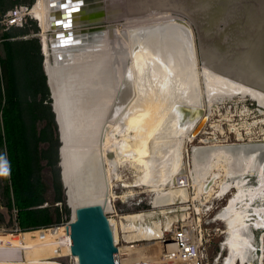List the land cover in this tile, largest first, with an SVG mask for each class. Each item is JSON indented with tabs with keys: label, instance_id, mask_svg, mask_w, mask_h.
Returning a JSON list of instances; mask_svg holds the SVG:
<instances>
[{
	"label": "bare ground",
	"instance_id": "6f19581e",
	"mask_svg": "<svg viewBox=\"0 0 264 264\" xmlns=\"http://www.w3.org/2000/svg\"><path fill=\"white\" fill-rule=\"evenodd\" d=\"M35 1L34 7L31 10L29 8V11L32 17L38 21L42 30L40 34L42 53L46 55V59L52 56L53 61H58L56 59L57 53L60 52L59 55L63 56V60L72 65L65 70H56V62L53 65H46L58 126L64 141L61 148L63 157L61 165L64 167L62 176L65 188H68L69 207L72 209L70 221L75 218V209L81 203L99 202L105 204L106 211L112 209V200L117 195L110 189L111 180L107 181V193H105V178L110 176V172H112L114 179L118 180L120 175L117 173V167L129 168L133 175V180L123 186L137 187L139 185L150 190V192H156L158 198L164 196L160 200H155V205L163 204V202L170 203L176 196L183 197L182 200L187 199L178 183L181 179L182 170L185 169L186 174L183 176H186L192 167L193 174L191 175L196 191L194 190L195 197L191 198L194 200L203 194L207 198L214 194L217 196L224 195L230 188L236 189V194L228 202L227 207L218 213V218L225 220L228 228V238L225 242L228 248V257L224 264H235L237 259H240V264H243L246 259V247L251 242L250 238L252 237L250 227H264V207H254L252 212H248L250 202L254 197L258 195L264 197V142L226 146L215 140H203L204 145L195 147V149L191 148L188 167L184 166L182 153L185 144L194 139L192 137L193 131L204 113L202 103H207L213 96H247L256 102L260 112L264 110V23L258 25L260 30L257 35L254 36L253 34V37L251 35V37L241 39L238 48L235 49H230L231 44L229 42L231 39L226 44L227 36H223L225 44L218 46L217 51H209L208 46L203 42L202 67L195 69L197 57H195L191 28L187 21L177 16L168 15L166 11L156 13L157 15L160 14L158 17L166 24L142 29H136V27L130 30L127 42L128 51L125 52L116 38L112 42L106 41L104 43L91 42V38H88L87 35L82 38L81 33H75L73 30L77 22H73L75 25L70 27L55 25L54 20L57 17L50 12L53 9L57 10V7L55 8L56 0L53 2L50 0ZM73 9L76 10H61V15L72 17L73 20L79 22L81 19L95 21L98 18L93 11L88 13L87 10L86 13L83 8L79 9L76 5ZM261 13L264 19V9H261ZM49 29L50 36L45 35L46 38H43L45 34L43 31ZM64 31H67L66 33L71 31L74 37L79 38L78 40L82 38L84 43H71L63 47L60 45L57 48L51 47L50 42L54 39L53 36L64 33ZM187 50L190 52L184 54V57H180V53L183 51L186 53ZM69 56H73L72 59H69ZM180 61L186 63L187 68L184 67L185 65L181 67L182 69L175 68L174 63ZM69 71L70 74H68ZM62 75H68L70 78L72 76L76 86L70 90V87L62 84L60 80ZM199 81L204 84L202 95ZM147 82L151 84V90L153 87L160 88L161 92L164 93L161 100L157 101L154 106L151 103L152 96L146 101L142 97ZM189 90H192L193 93L192 100L189 101L191 103L182 113H177L176 105L174 106L175 98H172L174 91L179 92L181 98L184 97V101L187 103L186 99L189 100V98L186 93ZM73 95L83 106L81 111L84 112L87 119L84 129L92 137L89 157L93 162L92 166L99 175L96 178L99 188L98 194L88 199H79L71 190L70 165L73 155L70 154L67 137H65V125L70 115L65 99L68 101V98H72ZM69 102L72 103L70 100ZM110 108H114L113 112L116 113L111 114V117L106 119L104 118L105 115L110 113H106V111ZM122 109H125L124 114L122 113L123 115L118 120L115 118L117 122L115 120L113 122L112 119ZM175 111L176 114H174ZM128 114H132L136 125L132 127L129 125L128 135H126V132L122 133L121 127L123 128L124 117ZM102 116L103 118H101ZM104 123L106 126H103L104 129L101 131ZM107 124L112 127L110 132ZM98 131L101 139L98 136L97 139L95 137ZM107 133L109 134L107 135ZM109 135L111 136L110 139L108 138ZM238 138L241 140V137ZM100 141H103L102 144ZM98 144L102 146V150ZM109 152L112 157L108 156ZM194 154H198L201 163L194 160L192 165ZM208 158L212 161H208ZM206 160L208 162H205ZM103 168L105 173H103ZM246 170L257 172V176L260 178L259 185L250 186L248 184L246 178L243 177ZM206 181L209 184L203 188ZM165 190L167 192H163ZM246 196L248 201L245 202V207L238 206L241 198H246ZM195 210L199 209L196 208ZM184 216V214L180 215L182 219H185ZM129 219L131 217H126V220ZM175 222L174 220L166 224V231L170 232L175 227ZM110 223L114 241H116L117 225L114 221H110ZM133 225L126 227L121 224L124 232H130L127 236L125 235L129 242L158 238L163 234L157 224L155 227H150V230L137 228ZM55 228V235L58 237L68 233L67 223L55 226ZM131 231L133 232L131 233ZM3 234L9 233H2L0 237ZM19 239L16 237L10 242L18 249ZM153 245V243L145 246L135 245L133 251H128L129 246L120 247V255H117L118 263L150 264L158 258L159 254L158 248ZM131 252L133 255L126 260L124 255ZM21 253L23 261L24 253L22 250ZM71 257L77 261L75 256L72 255ZM18 262L20 261L17 260L13 263ZM75 263L77 264V262Z\"/></svg>",
	"mask_w": 264,
	"mask_h": 264
},
{
	"label": "rangeland",
	"instance_id": "374dc122",
	"mask_svg": "<svg viewBox=\"0 0 264 264\" xmlns=\"http://www.w3.org/2000/svg\"><path fill=\"white\" fill-rule=\"evenodd\" d=\"M82 1V7L84 11H86V13L88 11V13H91L93 11L95 12L94 14H96L98 18H96L95 21L81 19L80 23L74 27V32L81 33L84 37L87 35L88 38H91V42H112L116 38L118 39L120 45H122V48L125 50V52L128 51L127 42L130 30L135 29L136 27V29H142L145 27L148 28L150 26H159L164 23L166 24V22H164L163 20L161 21L160 17H158L160 14L157 15L153 12L145 14L144 11H141V15L138 19H135L136 21L134 19L131 20V18H133L134 16L132 15V13H120L119 15L116 14L110 17L109 15H107L106 11L108 7L111 6V4L113 3V0ZM35 2V0H0V14H3L5 11H7L14 5H25L31 10V8L34 7ZM123 12H126L125 9H123ZM147 14H149V17L145 18L144 16H146ZM173 14H177L178 18L181 16L184 21H187L189 23L191 33L193 31L196 48L195 57L197 58L195 60V64H197V66L194 65V67L195 69H197V67L201 68L202 62L199 53L198 35L194 23L187 17V15L181 12L176 11ZM156 18L159 20H157ZM222 26L223 24L219 23V27ZM49 31L50 29L43 31L45 33L43 38H46L45 35L50 36ZM5 33L8 35H12L7 40L11 41L12 43L11 51L14 55L15 63L17 66L18 81L21 86L23 97L25 96L28 100H31L33 99V97H35L36 101L42 100L43 103L47 102V104H50V90L47 84V75L45 73V67L46 65H53L54 61L52 56H49L46 59V55H44L41 51L42 39H40V34L42 33V30L38 25V21H36L29 13V15L26 16L22 27H12L7 31L2 32V36H5ZM4 41L5 40H3L0 44V105L3 102V94L5 92V74L4 66L2 63V59L4 57ZM187 49L189 50V48ZM188 50L186 51V53L185 51H183L184 53L182 52L183 54L180 53V57H184V54H188L190 52ZM178 63H174L175 68L182 69L181 67H183L184 65L185 68H187L186 66H188L186 63H183V61H180ZM42 74L45 77L44 81L42 80ZM27 80H29L30 83L27 82ZM150 85L151 84L147 82V85L144 87L142 97L146 101L152 96L151 103L152 106H154L157 101L161 100V96H163L164 93L161 92L160 88L153 87V89L151 90ZM199 85L201 89L202 86H204V84H201L200 81ZM179 88L182 89L181 87ZM46 91L47 96H44V94H46ZM202 93L203 89L201 90V95ZM192 94V90H189L186 93L187 97L189 98V100L186 99V103L184 101V97L182 99L180 93L174 91L172 98H175L174 106L176 105V110L178 111L177 113H182L183 110H185V108L187 107V105L191 103L189 101L192 100ZM203 100H205L204 97ZM202 107L204 111H209V117L205 125L203 126L201 132L192 140V142H188L185 144L183 149L184 152L182 153V160L184 162V166L186 165V167H188V164L190 162L191 148L195 149V147H201L202 145H204L203 140H215L216 142H219L220 144L226 146L236 145L240 143L264 142V110L260 112L258 106L256 105V102H254L247 96H213L211 100H209L207 103H202ZM113 109L114 108L107 109L108 111H106V113H110L105 115L104 118L109 119L111 117V114H115L116 112H113ZM124 110L122 109L121 111H119L115 115L114 119H112V121L114 122L115 118L116 120H118V118L124 114ZM174 114H176V111L174 112ZM28 116L29 128L33 132V134L31 135V140L33 143L35 142V144L32 145V156L34 159L33 161L35 166V174L40 178V180L45 181L48 185L47 190L43 194V198L45 199V201L38 207L49 208L52 213L53 206L58 205L60 223L51 225L55 227L54 225L67 223V221H70L72 217V210L70 207L68 208L65 201H56V198L58 196L61 195V197H64V188L60 180V167L57 161L59 160L58 148L61 144L58 137V128L56 123L53 122V126L51 124L49 129L46 130V136H44L41 133V130L46 123L45 120H42L43 117H46L45 114L40 113L38 110H33L28 113ZM101 118H103V116ZM123 124L124 125L123 128L121 127V131L123 130L122 133L126 132L125 134L128 135L129 125L130 127L136 125L132 118V114H128L124 117ZM107 125H109L108 131L110 132L112 127H110V124ZM103 126L105 127L106 124L104 123V125H102L100 129L101 131L104 129ZM108 134L109 133H107V135ZM43 136L47 137V139H42L41 137ZM97 136L99 138L101 136L99 131L95 135L96 139L98 138ZM110 137L111 136L109 135L108 138L110 139ZM238 137H241L242 141L238 142ZM103 141H100L101 144ZM99 144L98 147L100 148V150H102L103 148L102 146H100L101 144ZM112 148L114 147L112 146ZM194 160L197 161V163H201V161H199L200 158L198 157V154H194L192 165L195 162ZM207 160L212 161V159L209 158ZM207 160L205 162H208ZM104 164L106 166V163ZM62 168L64 170V167ZM129 170L130 169L126 167H117V173L120 175V178L118 179L119 181L114 179V173L112 172H110L111 174L108 177H106L107 173L105 175L107 181L111 180V191L115 195H117V197L112 200V209L108 211L105 210L109 220L114 221L117 225V238L115 241L117 246L122 247L124 245L129 244V241H127L125 235L127 236L128 234H130V232H124L121 224L125 225L126 227L134 224L135 227L141 229L143 228L144 230H150L153 226L155 227V224H157L159 225L160 230L163 231L162 235H169L170 232L166 231L165 225L175 220V225L186 222L200 226L203 247L206 253V262L208 264H224L225 259L228 257V248L225 245V242L228 238V228L227 222L221 218H218V213L224 210L227 207L228 202L234 197V195L236 194L235 188H230V190L224 195L217 196L214 194L205 198V195L203 194L200 195V198L194 200L191 197H195L194 195L196 190L194 189L193 185V178L191 175L193 174V172L191 167L190 173L188 175L180 176L181 179L188 177V180L191 184L190 188L182 187V190L184 191L183 193L186 194L187 199L182 200L183 197L176 196L172 199V202L170 203L163 202V204L155 205V200H160L164 196L158 198V194L156 192H150V190H147L145 187L139 185L137 187L123 186L125 183H130L133 180L132 172L131 170ZM250 172L251 171L246 170L243 173V177L246 178L250 186L259 185L260 178L259 176H257V172ZM7 174L8 167L5 148L4 146H1L0 228L7 230V232H11V229L14 227L15 223L16 210L13 208H9L7 205L8 197L5 195L4 192V188L7 185V181L5 180L4 176ZM163 192H167V190ZM158 193L161 194V192ZM243 198L244 197L241 198V201L239 202L238 206H244L245 202L248 201L247 196L246 198ZM261 206L264 207V197L262 195H258L254 197L253 200L250 202L248 212H252L254 207ZM196 208H198L199 210H195ZM182 214L185 215V219H182L180 217V215ZM128 216L131 217V219L126 220V217ZM252 219H254V216H252ZM257 227H250V232L252 233V235H250L252 237L250 238L251 242L246 247V259L243 264H264V242L263 240L261 241L259 239L260 235L264 232V227ZM42 230H44L48 235L52 229L46 228ZM132 232L133 231H131V233ZM20 234L21 233L3 234L1 239L9 241L10 243L14 238L18 237ZM153 239L155 238L149 240L140 239L136 240L134 243H138L137 245L139 246H145L146 244L152 243L151 241H153ZM153 246L156 248L155 244ZM61 253H63V255L57 259L59 263L76 264L75 259L71 257L72 255L70 256L64 251H61ZM239 260L240 259H237V263L235 264H240Z\"/></svg>",
	"mask_w": 264,
	"mask_h": 264
},
{
	"label": "water",
	"instance_id": "95a60500",
	"mask_svg": "<svg viewBox=\"0 0 264 264\" xmlns=\"http://www.w3.org/2000/svg\"><path fill=\"white\" fill-rule=\"evenodd\" d=\"M50 1L53 2L54 0ZM73 4L79 9L83 8L82 0H56L55 8L57 7L59 11L53 9V11L50 12V14L56 15L57 17V19L54 20L55 25L70 27L71 25H75L73 22H77L76 25L80 23L78 20H73L72 17H64L61 15L63 10H76L73 9ZM123 9H125L126 12H123ZM261 9H264V0H113V3L108 7L106 13L110 17L116 14L119 15L120 13H132L134 16L131 20L138 19L141 15V11H144L145 14L152 12L156 14L161 11H166L168 15L173 16H177V14H173L177 11L187 15L194 23L197 30L199 53L202 62L203 42L208 46L209 51H217L218 46L225 44L223 36H227L228 40L226 44L229 39H231V42H229V44H231L230 49H235L238 48L241 39L246 38L249 34L250 37L252 34H254V36L257 35L260 30V26L258 25L264 23ZM148 15L149 14L144 17L147 18L149 17ZM179 18H181V16ZM219 23H222L223 26L219 27ZM66 32L67 31H64V33H59L54 36L52 34L54 39L50 42V46L57 48L60 47V45L63 47L71 43H84L82 39L84 37L83 35H81L82 38L78 40L79 38L74 37L71 31L68 33ZM192 37L195 46L193 31ZM59 53L60 52L57 53L58 55L56 58L58 61H54L57 65L56 70H65L72 66L67 64V62L63 60V56L59 55ZM72 57L69 56V59H72ZM45 73L48 75L46 67ZM68 74H70V71ZM73 79L72 76L70 78L68 75H62L60 78L62 84L70 87V90L76 86ZM47 84L50 90V105L54 113V120L58 128V137L61 143L58 148L60 180L64 188V200L69 207L68 188H65L63 182V169L61 165L63 161L61 148L64 141L58 126L57 114L54 107V97L51 93L48 78ZM69 100L72 101V103L69 102ZM65 103H67L66 106L70 111V115L66 122L67 126L65 125V137H67L70 154L73 155V158H71L72 164L70 165L71 190L79 199H88L98 194L99 190L97 186L98 182H96L98 173H96V170L92 166L93 162H91L89 157L92 137L90 133L88 135L85 132L84 128L87 119L84 112L82 113L81 111L83 106L77 101L76 96L73 95L72 98H68V101L65 99ZM208 117L209 111H204L202 118L193 131V138L201 132ZM108 156L112 157V154L109 152ZM104 171L103 168V173H105ZM184 173H186L185 169L182 170L180 175ZM208 184L207 181L204 182L203 188H206ZM105 187V193H107L106 178ZM67 230L70 236V251L71 254L77 258V264H119L117 256L118 248L114 241L113 229L106 215L104 203L79 204L75 209V218L71 221H67Z\"/></svg>",
	"mask_w": 264,
	"mask_h": 264
},
{
	"label": "trees",
	"instance_id": "16d2710c",
	"mask_svg": "<svg viewBox=\"0 0 264 264\" xmlns=\"http://www.w3.org/2000/svg\"><path fill=\"white\" fill-rule=\"evenodd\" d=\"M11 36L5 33L3 37L8 39ZM7 39L4 41V57L2 59L5 92L3 94L4 101L0 105V147L4 146L5 148L8 167V174L4 176L7 181L4 192L8 197V207L16 210L15 221L22 230L19 238L21 250L24 253L23 261L13 264L27 261H30L27 264H61L57 261L63 255L61 251L71 256L69 236L68 233L61 237L56 236V228L51 226L60 223L58 205L53 206L52 213L49 208L38 207L45 201L43 194L48 185L35 174L32 156V145L35 142L33 143L31 140L33 132L28 124L30 111L38 110L40 113H44L46 117H43L42 120H45L46 123L41 133L46 136V130L55 122L54 113L51 105L47 102L36 101L35 97L31 100L23 97L18 81L17 66L11 51L12 43ZM41 76L44 81V75ZM27 82L30 83L29 80ZM44 96H47V91ZM44 136L41 138L47 139ZM56 201L63 202L65 200L60 195ZM60 225L63 223L54 226ZM46 228L52 229L48 235L42 230Z\"/></svg>",
	"mask_w": 264,
	"mask_h": 264
},
{
	"label": "built area",
	"instance_id": "2783aa9c",
	"mask_svg": "<svg viewBox=\"0 0 264 264\" xmlns=\"http://www.w3.org/2000/svg\"><path fill=\"white\" fill-rule=\"evenodd\" d=\"M29 13L30 11L27 6L14 5L3 14H0V44L3 40L7 39L1 35L2 32L7 31L12 27H22L24 20ZM185 174L186 173L181 174V176ZM188 179L189 178L179 179L178 185L190 188L191 184ZM21 231L22 230L16 221L11 232H7V230L0 228V234L21 233ZM134 242L135 241H130L128 242V245H124L121 248L129 246L128 251H133L135 249L134 246L138 244ZM151 242L158 248L159 254L158 258L150 264H208L206 262V253L203 247L200 226L186 222L176 224L170 231L169 235H162L161 237L153 239ZM119 247L120 246H117L118 256L120 255ZM132 255L133 252L129 254L127 253V255L124 256L126 257V260H128ZM17 260L22 262L21 250L15 247L12 243H9V241L3 240L0 237V264H9Z\"/></svg>",
	"mask_w": 264,
	"mask_h": 264
},
{
	"label": "crops",
	"instance_id": "0c3cea01",
	"mask_svg": "<svg viewBox=\"0 0 264 264\" xmlns=\"http://www.w3.org/2000/svg\"><path fill=\"white\" fill-rule=\"evenodd\" d=\"M261 228H262V227H261ZM18 237H19V236H18ZM259 239H260L261 241L263 240V242H264V232L260 235ZM19 249H21V241H20V239H19ZM28 262H30V261L25 262V264H27Z\"/></svg>",
	"mask_w": 264,
	"mask_h": 264
},
{
	"label": "flooded vegetation",
	"instance_id": "af4514ba",
	"mask_svg": "<svg viewBox=\"0 0 264 264\" xmlns=\"http://www.w3.org/2000/svg\"><path fill=\"white\" fill-rule=\"evenodd\" d=\"M252 37H253V34H252ZM239 141H242V138H241V140L238 138V142H239Z\"/></svg>",
	"mask_w": 264,
	"mask_h": 264
}]
</instances>
